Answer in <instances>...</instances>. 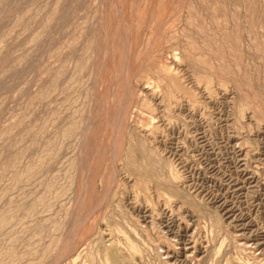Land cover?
Segmentation results:
<instances>
[{"label":"rangeland","instance_id":"obj_1","mask_svg":"<svg viewBox=\"0 0 264 264\" xmlns=\"http://www.w3.org/2000/svg\"><path fill=\"white\" fill-rule=\"evenodd\" d=\"M206 1L0 0V264H264V0Z\"/></svg>","mask_w":264,"mask_h":264},{"label":"bare ground","instance_id":"obj_2","mask_svg":"<svg viewBox=\"0 0 264 264\" xmlns=\"http://www.w3.org/2000/svg\"><path fill=\"white\" fill-rule=\"evenodd\" d=\"M207 1H209V0H207ZM207 1H206V2H207ZM246 1H247V0H246ZM253 1H254V0H253ZM136 2H137V1H136ZM215 2H216V1H215ZM239 2H240V0H239ZM242 3H243V2H242ZM213 4H214V3H213ZM217 4H218V2H217ZM217 4H216V5H217ZM243 4H244V3H243ZM243 4H242V5H243ZM219 5H220V3H219ZM219 5H217V7H219ZM222 5H223V4H222ZM214 6H215V4H214ZM220 6H221V5H220ZM244 6H245V5H244ZM210 7H211V6H210ZM225 7H226V6H225ZM225 7H224V8H225ZM215 8H216V6L214 7V10H215ZM220 8H221V7H220ZM218 9H219V8H217V10H218ZM249 9H250V8H249ZM214 10H213V11H214ZM217 10H216V11H217ZM211 11H212V10H211ZM213 11H212V12H213ZM216 11H215V12H216ZM248 11H249V10H248ZM219 12H220V11H219ZM219 12L217 11V14H220ZM192 14H193V13H192ZM208 14H209V13H208ZM215 14H216V13H215ZM217 14H216L215 16H218ZM210 15H211V14H210ZM224 15H225V13H224ZM234 15H235V14H234ZM261 15H262V14H261ZM193 16H194V15H193ZM195 16H196V15H195ZM213 16H214V15H213ZM227 16H229L228 13H227ZM227 16H226V17H227ZM235 16H237V14H236ZM196 17H197V16H196ZM196 17H195V20H196ZM260 17H262V16H260ZM193 18H194V17H193ZM198 18H199V17H198ZM212 18H213V17H212ZM212 18H209V20L211 21ZM216 18H217V17H216ZM219 18H220V17H219ZM219 18H218V19H219ZM223 18H225V17H223ZM250 18H251V17H250ZM213 19H214V18H213ZM218 19H217V20H218ZM220 19H221V18H220ZM220 19L218 20V26H220V25H219V24H220V23H219V22H220ZM228 19H229V18H228ZM254 19H255V18H254ZM190 20H191L190 22H192V20H193L194 23H195V25H199V26H200V24H196L197 22H195L194 19H190ZM214 20H216V19H214ZM214 20L212 21L213 24H214V22L217 24V22H216L217 20H216V21H214ZM224 20H226V19H224ZM236 20H237V19H236ZM246 20H247V19H246ZM252 20H253V18H252ZM261 20H262V19H261ZM199 21H200V20H199ZM204 21H205V20H204ZM247 21H248V20H247ZM190 22H189V23H190ZM200 22H201V21H200ZM235 22H236V21H235ZM238 22H241V21L239 20ZM263 22H264V19H263ZM192 23H193V22H192ZM194 23H193V25H194ZM202 23H204V22H202ZM202 23H201V24H202ZM205 23H206V22H205ZM236 23H237V22H236ZM190 24H191V23H190ZM216 24H215V25H216ZM241 24H242V23H241ZM204 25H205V24H203V26H201V27H204ZM238 25H240V24H238ZM244 25H246V24H244ZM251 25H252V24H251ZM190 26H191V25H190ZM199 26H194V27H195V29H196V27H198L197 29H199ZM221 26H222V25H221ZM191 27H192V26H191ZM201 27H200V28H201ZM224 27H226V26H224ZM249 27H250V26H249ZM255 27H256V26H255ZM214 28H215V27H214ZM227 28H228V27H227ZM252 28H253V27H252ZM256 28H257V27H256ZM204 29H205V27H204ZM217 29H218V27H217ZM219 29H220V28H219ZM234 29H235V28H234ZM237 29H238V28H237ZM200 30H201V31H200ZM200 30H198V31H200V32L203 31L202 28H201ZM221 30H222V29H221ZM232 30H233V29H232ZM251 30H252V29H251ZM254 30L257 31L256 29H254ZM195 31H196V30H195ZM225 31H226V30H225ZM229 31H230V30H228V33H230ZM200 32H199L198 35H201ZM222 32H223V31H222ZM194 33H195V32H194ZM204 33L206 34V32H204ZM204 33H202V35H203ZM210 33H211V32H209V35L211 36ZM213 33H214V32H213ZM223 33H224V32H223ZM251 33H252V32H251ZM253 33H254V32H253ZM196 34H197V32H196ZM205 34H204V35H205ZM232 34H233V33H232ZM232 34H231V35H232ZM218 35H220V34H218ZM218 35H217V37H218ZM222 35H223V34H222ZM225 35H226V34H225ZM250 35H251V34H250ZM254 35H255V34H254ZM256 35H258V34H256ZM256 35H255V37H257ZM127 36H128V35H127ZM196 36H197V35H196ZM186 37H187V36H186ZM201 37H202V36H201ZM220 37H222V36H220ZM237 37H238V35H237ZM240 37H241V36H240ZM203 38H205V37H203ZM208 38H209V39H207V38H205V39L210 40V37H208ZM211 38H212V36H211ZM215 38H216V37H215ZM235 38H236V35H235ZM189 39H190V38H189ZM191 39H192V38H191ZM191 39H190V40H191ZM219 39H220V38H218L217 40H219ZM228 39H229V38H228ZM238 39H239V38H238ZM240 39H241V38H240ZM194 40H195V39H194ZM203 40H204V39H203ZM222 40H223V38H222ZM255 40H256V39H255ZM204 41H205V40H204ZM204 41H203V43H204ZM210 41H211V40H210ZM225 41H227V40H225ZM233 41H234V40H233ZM257 41H258V40H257ZM190 42H192V41H190ZM190 42H188L187 44L189 45ZM208 42H209V41H208ZM208 42H205V44H207ZM213 42H215V41H213ZM216 42H217V41H216ZM221 42H223V41H221ZM228 42H230V41H228ZM234 42H236V41H234ZM237 42H238V41H237ZM237 42H236V43H237ZM255 42H256V41H255ZM232 43H233V42H232ZM232 43H231V44H232ZM239 43H241V42L239 41ZM259 43H260V42H259ZM198 44H199V43H198ZM210 44H211V42H210ZM220 44H221V43H220ZM227 44H228V43H227ZM227 44L225 43V46H226ZM260 44H261V43H260ZM192 45H194V42L192 43ZM208 45H209V44H208ZM197 46L199 47V45H197ZM197 46H195V47H197ZM201 46H203V45H201ZM201 46H200V47H201ZM217 46H218V45H217ZM217 46L215 45V47H217ZM220 46H221V45H220ZM222 46H223V43H222ZM231 46H232V45H231ZM256 46H257V45H256ZM256 46H255V47H256ZM258 46H259V44H258ZM189 47H192V46L190 45ZM206 47L208 48L209 46H206ZM211 47H213V46H212V45L210 46V50L213 51ZM240 47H242V46H240ZM255 47H254V48H255ZM262 47H263V45H262ZM201 48H202V47H201ZM204 48H205V47H204ZM204 48H202V49L204 50ZM217 48H218V47H217ZM222 48H223V47H222ZM238 48H239V46H238ZM258 48H260V47H258ZM189 49H190V51H191V48H189ZM195 49H196V48H195ZM195 49H194V50H195ZM199 49H200V48H199ZM208 49H209V48H208ZM213 49H214V48H213ZM261 49H263V48H261ZM194 50H192V52H197V51H199V50H197V51H194ZM218 50H220V49H218ZM224 50H225V49H224ZM224 50H221V51H224ZM230 50H231V49H230ZM255 50H257V48H255ZM200 51L202 52V50H200ZM205 51H206V50H205ZM208 51H209V50H208ZM228 51H229V50H228ZM232 51H233V50H231V52H232ZM261 51H263V50H261ZM261 51H260V52H261ZM192 52H190V53H192ZM226 52H227V49H226ZM234 52H235V51H234ZM236 52H237V51H236ZM238 52H239V51H238ZM242 52H243V50H242ZM258 52H259V51H258ZM202 53H203V52H202ZM207 53H209V52H207ZM216 53H217V52H216ZM218 53H220V52H218ZM223 53H225V51H224ZM263 53H264V52H263ZM192 54H193V53H192ZM210 54H212V53H210ZM228 54H229V53H228ZM214 55H215V53H214ZM217 55H218V54H217ZM222 55H223V54H222ZM222 55H221V56H222ZM224 55H227V53L224 54ZM258 55H259V54H258ZM201 56H202V55H201ZM203 56H204V55H203ZM212 56H213V54H212ZM261 56H263V55H260V57H261ZM213 57H214V56H213ZM219 57H220V56H219ZM263 57H264V56H263ZM202 58H203V57H202ZM220 58H221V57H220ZM223 58H224V57H223ZM237 58H238V57H237ZM196 59H197V57H196ZM196 59H195V60H196ZM203 59H204V58H203ZM207 59H208V56H207L206 60H207ZM215 59H216V58H215ZM217 59H218V58H217ZM224 59H225V58H224ZM211 60H212V58H211ZM225 61H227V60H225ZM227 62H228V61H227ZM212 63H213V62H212ZM221 63H222V62H221ZM216 64H219L218 61H217ZM216 64H215V65H216ZM237 64H238V63H237ZM199 65H200V64H199ZM219 65H220V64H219ZM236 66H237V65H236ZM215 67H216V66H215ZM223 67H224V66H223ZM239 67H240V66H239ZM213 68H214V67H213ZM228 68H229V67H228ZM230 68H231V67H230ZM218 69H219V68H218ZM222 70H223V69H222ZM224 70H225V69H224ZM227 71H228V70H227ZM225 73H226V71H225ZM232 73H233V72H232ZM228 74H229V73H228ZM227 76H228V75H227ZM245 76H246V75H245ZM206 78H207V77H206ZM206 80H207V82H208V80L210 81L211 79H210V78H207V79H205V81H206ZM211 82H212V80H211ZM208 83H209V82H208ZM220 84H221V83H220ZM169 85H170V86H169ZM169 85L167 86V87L169 88V92H167V93H169L168 96H169V98H170V96L172 97L173 95H175L174 93L177 92L176 90H177L179 87L177 88L176 83H174V82H172V81L170 82ZM221 85H222V84H221ZM221 85H220V86H221ZM223 85H224V84H223ZM167 90H168V89H167ZM179 93H181V91H179ZM177 94H178V93H177ZM179 96H180V95H179ZM173 97H174V96H173ZM176 97H177V95H176ZM251 99H252V98H251ZM251 99H250V100H251ZM245 100H246V99H245ZM174 101H176V100H174ZM242 101H243V100H242ZM254 101H255V100H254ZM246 102H247V101H246ZM250 102H251V101H250ZM175 103H177V101H176ZM252 103H253V101H252ZM244 104H246V103H244ZM251 105H252V104H251ZM251 105H250V106H251ZM238 106H239V105H238ZM241 106H242V104H241ZM243 106H245V105H243ZM248 106H249V105H248ZM258 106H259V104H258ZM254 107H255V104H254ZM254 107H252V108L254 109ZM240 108H241V107H240ZM249 108H250V107H249ZM252 108H250V109L252 110ZM259 108H260V107H259ZM237 109H238V108H237ZM246 109H247V108H246ZM255 109H256V108H255ZM243 110H245V108H244ZM257 110H258V109H257ZM240 111H241V110H240ZM261 111H262V108H261ZM238 112H239V110H238ZM243 112H244V111H243ZM263 112H264V111H263ZM255 113H257V111H256ZM239 114H240V113H239ZM242 115H243V114H242ZM261 116H262V115H261ZM257 117H258V116H257ZM263 118H264V116H263ZM260 119H261V118H260ZM262 120H264V119H262ZM259 121H260V120H259ZM69 133H70V132H69ZM133 139H134V138H133ZM133 139H132V140H133ZM133 142H134V140H133ZM142 145H143V144H142ZM142 145H141V146H142ZM137 146H138V145H137ZM141 146H140V148H141ZM142 147H144V146H142ZM149 149H150V148H149ZM135 150H137L138 154L140 153V157H141V156H142V157L145 156L146 158H148V160H152L153 157L155 156V155L153 156L152 153H153V152H156V151H153V152L151 151V154H150V153H148L149 150L146 152V151H145L146 149H145V150H144V148L138 149V147H137V149H135ZM135 150H134V147H133L132 150H131V151H132L131 156H133V159H134ZM150 150H151V149H150ZM129 154H130V153H129ZM157 156H158V155H157ZM142 157H141V158H142ZM130 158H131V157H130ZM156 158H157V157H156ZM158 158H159V156H158ZM126 159H127V158H126ZM136 160H137V159H136ZM139 160H140V159H139ZM139 160H137V161H139ZM144 160H145V159H144ZM144 160H140L141 163H142ZM146 160H147V159H146ZM146 160H145L144 162H146ZM148 160H147V161H148ZM156 160H157V159H156ZM156 160H155V161H156ZM160 160H161V158H160ZM153 161H154V160H153ZM126 162H127V161H126ZM158 162H160L159 159H158ZM161 162H163V161H161ZM164 162H165V161H164ZM128 163H129V162H127V164H128ZM148 163H149V165H147V166L149 167L151 162H148ZM156 163H157V161H156ZM151 164H152V163H151ZM159 164H160V163H159ZM153 165H154V162H153ZM155 165H156V164H155ZM155 165H154V167H155ZM163 165H164V164H163ZM169 165H170V164H169ZM128 166H129V165H128ZM142 166L144 167L143 163H142V165L134 164V161H133V160H132V162H131V166H129V167H132V171H133V173H134L136 176H138V179H139V180H140L141 177H144V176L147 175V174L150 175L151 172H152V171H149V169L147 170V168H148L147 166H146V167H147L146 169L143 168ZM151 166H152V165H151ZM157 166H158V165H157ZM160 166L163 167L162 165H160ZM160 166H159V167H160ZM167 167H168V166H166V168H165L166 170H167ZM171 167H173V166H171ZM151 168H153V166H152ZM155 168H156V167H155ZM170 169H171V168H170ZM150 170H151V169H150ZM153 170H154V169H153ZM156 170H157V169H156ZM156 170H155V171H156ZM168 170H169V169H168ZM174 170H175V169H174ZM155 171H154V172H155ZM160 171H161V169L159 170V172L157 171L158 174H159V173H162V175H163V172H160ZM164 171H165V170H164ZM130 172H131V171H130ZM165 172H166V171H165ZM171 172H172V171H171ZM175 172H176V170H175ZM173 173H174V172H173ZM177 173H178V172H177ZM177 173H176V174H177ZM154 174H155V173H154ZM158 174H157V175H158ZM174 174H175V173H174ZM174 174L171 173V177H170V178L173 180V182L175 181V183H177L176 180L179 179V178H177V177H178L177 175H179V174H177V175H176V174L174 175ZM151 175H152V174H151ZM157 175H156V176H157ZM153 176H154V175H153ZM166 176H168V175H166ZM166 176H165V177H166ZM179 176H180V175H179ZM165 177H164V179H163V177L160 175V176L158 177V179H159V180H158L159 183H160V181H161L162 183H166V184H168L169 182L167 183V181L165 180ZM152 178H153V177H152ZM152 178H151V179H152ZM154 178H155V177H154ZM168 179H169V178H168ZM168 179H167V180H168ZM171 179H170V180H171ZM181 179H182V178H181ZM181 179H180V181L178 180L180 183H182ZM155 180H156V179H155ZM153 182H154V180H153ZM155 182H157V181H155ZM173 182H172V183H173ZM179 182H178V183H179ZM142 183H144V188L148 186V184H147V186H145V184H146L145 181H142ZM162 183H161V185H162ZM155 184H156V183H155ZM159 185H160V184H159ZM161 185H160V186H161ZM169 185H170V184H169ZM176 186H177V185H176ZM158 187H159V186H158ZM162 187H164V186H161L160 188H162ZM178 187H179V186H178ZM144 188H143V189H144ZM148 188H149V187H148ZM169 188H170V187H169ZM172 188L174 189L175 187H172ZM172 188L170 189V191L172 190ZM179 189H180V188H179ZM179 189H178V190H179ZM162 190H163V188H162ZM165 190H166V188H165ZM165 190H164V192H165ZM175 190H176V189H175ZM166 191H169V190H166ZM170 191H169V192H170ZM172 191H173V190H172ZM175 192H180V193H181V190H180V191H175ZM175 192H174V193H175ZM143 193H144V192H143ZM143 193H142V191H141V194H143ZM170 193H171V192H170ZM170 193L167 192L168 195H169ZM180 193H179V194H180ZM183 193H184V192H183ZM163 194H164V193H163ZM177 194H178V193H177ZM168 195H167V196H168ZM175 195H176V194H175ZM175 195H173V196H175ZM181 195H182V197H183V194H182V193H181ZM167 196H166V199H167ZM170 196H171V194H170ZM185 196H186V195H185ZM185 196H184V197H185ZM164 197H165V196H164ZM168 197H169V196H168ZM182 197H179V198H182ZM171 198H172V197H171ZM185 198H186V197H185ZM185 198H182V199L180 200V202H181L183 199H185ZM172 199H173V198H172ZM176 199H177V198H176ZM186 200H187V199H186ZM168 201H169V200H168ZM193 201H194V200H193ZM182 202H184V201H182ZM182 202H181V203H182ZM185 202H187V201H185ZM189 202H190V200H189ZM192 203H194V202H192ZM187 204H188V203H187ZM195 204H196V203H195ZM185 205H186V204H185ZM191 205H193V204H191ZM191 205H189V206L192 207ZM187 206H188V205H187ZM197 206H198V204H196V207H194V209L197 208ZM201 213H202V212H201ZM198 214H199V212H198ZM151 218H152V217H151ZM218 220H220V219H218ZM214 221H215V220H214ZM210 222H211V221H210ZM6 223H7L6 218H1V219H0V229H2V228L5 226ZM188 223H189V222H188ZM221 224H222V223H221ZM217 225H218V224H217ZM220 226H221V225H220V223H219V227H220ZM189 227H190V226H189ZM214 227H216V226H214ZM129 229H130V227H129ZM132 229H133V228H132ZM137 229H138V228H137ZM219 229H220V228H219ZM117 230H118V229H117ZM119 230H120V229H119ZM121 230H122V229H121ZM212 230H213V229H212ZM216 231H217V230H216ZM116 232H118V231H116ZM127 232H128V231H127ZM129 232H130V231H129ZM138 232H140V231L138 230ZM118 233H120V232H118ZM124 233H125V232H124ZM131 233H132V232H130V234H131ZM133 233H134V231H133ZM121 234L123 235V231H122ZM128 234H129V233H128ZM130 234H129V235H130ZM140 234H142V233H140ZM129 235H128V237L126 236V237H127V242H126V240H125V242L127 243V244H125V245L127 246V249H128V250H126V248H125V250H126L127 252H129V255H130L129 258L134 259V256H135V255L137 256V254H139L138 251L141 250L140 248H138V245H139L141 242H140L138 245H136V244L138 243V241H136L137 243H135V242L133 241L134 238H135V237H134L135 235H134V234H131V235H133V238H132L133 240H132L131 238H129ZM131 235H130V236H131ZM143 235H144V234H143ZM143 235H142V236H143ZM146 235H147V234H146ZM149 236H150V235H149ZM167 236H168V235H167ZM131 237H132V236H131ZM139 237H140V236H139ZM240 237H241V236H240ZM123 238H125V237H123ZM140 238H141V237H140ZM149 238H150V237H149ZM111 240H112V239H111ZM136 240H138V239H136ZM144 240H145V242H146L145 237H144ZM159 240H160V239H159ZM142 241H143V239H142ZM150 241H151V240H150ZM157 241H158V240H157ZM148 243H149V242H148ZM161 243H163V242H161ZM165 243H166V242H165ZM111 244H112V243H111ZM170 244H171V243H170ZM115 245H116V244H115ZM159 245H160V244H159ZM113 246H114V244H113ZM126 246H125V247H126ZM162 246H163V244H162ZM140 247H141V246H140ZM169 247H170V246H169ZM194 247H195V246H194ZM108 248H110V247H108ZM114 248H115V247H113V249H108V250H109L108 253H107V254H108V257H107V256H106V257H107V260H108L109 264H123L124 262H123V263H121V262L125 260V259H123V258H124V257H123L124 255H123V256H120V254H119V252H118V250H119L120 248L116 247V248H118V250H117V249H114ZM166 249H167V248H166ZM160 250H162L161 247H160ZM168 250H170V249H168ZM186 250H187V249H186ZM195 250H196V249H195ZM162 251H163V250H162ZM141 252H142V250H141ZM141 252H140V254H139V257H140V255H142ZM185 253H186V252H185ZM216 253H217V252H216ZM216 253H215V254H216ZM107 254H105V255H107ZM220 254H221V253H220ZM249 254H250V253H249ZM125 255H126V252H125ZM127 255H128V254H127ZM192 256H193V255H192ZM192 256H187V258H186V259H187V262L189 261L188 259H191ZM122 257H123V258H122ZM78 258H79V257H78ZM88 258L90 259V261H91L92 263H94V262L96 263V262H97V261H96V256H94V255H88ZM125 258H126V257H125ZM129 258H128V259H129ZM135 258H136V257H135ZM137 258H138V257H137ZM140 258H141V257H140ZM192 259H193V258H192ZM107 260H106V261H107ZM126 260H127V259H126ZM127 261H128V260H127ZM129 261H131V259H129ZM133 261H136V260L134 259ZM133 261H131V262H133ZM73 262H76V261H73ZM106 263H107V262H106ZM127 263H130V262H127ZM127 263L125 262V264H127ZM73 264H74V263H73ZM96 264H97V263H96ZM130 264H131V263H130ZM132 264H134V263H132ZM226 264H227V263H226ZM239 264H240V263H239ZM245 264H246V263H245Z\"/></svg>","mask_w":264,"mask_h":264}]
</instances>
